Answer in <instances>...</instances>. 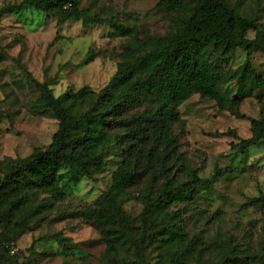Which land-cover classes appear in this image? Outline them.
I'll return each mask as SVG.
<instances>
[{"label":"rangeland","instance_id":"1","mask_svg":"<svg viewBox=\"0 0 264 264\" xmlns=\"http://www.w3.org/2000/svg\"><path fill=\"white\" fill-rule=\"evenodd\" d=\"M21 1L0 0V8ZM159 1L81 0L80 7L88 17L80 20L61 19L33 8L2 18L0 177L6 176L13 161L47 147L58 129L59 122L42 96V85L56 96L85 85L100 90L138 38L175 31L177 13L159 8ZM230 2L264 25V0ZM247 35L254 38L255 32ZM91 51L94 58L87 63ZM247 59L264 77L261 52L237 49L228 61H221V68L230 77ZM235 89V79L223 86L230 96ZM263 109L264 86L243 100L235 111L239 115L199 94L180 106L175 131L187 166L178 168L180 180L187 179L188 168L197 169L202 178H210L216 167L230 169L213 186L196 188L192 203L171 204L180 214L187 238L199 236L183 264H209L225 252L234 257L235 264H264V206L252 203L264 193V142L246 151L232 146L252 136L251 120L260 118ZM120 162L119 152L112 151L103 171L66 184L65 197L37 185L26 186L24 209L18 215L28 224L24 233L14 239L18 233H5L0 224V242L10 249L3 264H124L108 252L106 243L98 241L101 232L82 216L108 190ZM138 195L131 189L123 200L136 226L144 209ZM145 257L149 264L168 260L163 241L148 246Z\"/></svg>","mask_w":264,"mask_h":264},{"label":"trees","instance_id":"2","mask_svg":"<svg viewBox=\"0 0 264 264\" xmlns=\"http://www.w3.org/2000/svg\"><path fill=\"white\" fill-rule=\"evenodd\" d=\"M80 3L22 0L2 6L0 22L5 15L25 8L61 19L87 18ZM157 6L177 13L175 31L138 38L102 89L85 85L56 96L47 85L40 87L59 126L47 147L13 161L6 176L0 177V224L5 233H18L14 239L28 227L18 218L24 209L26 186L37 185L65 197L66 184L103 171L107 157L115 151L121 162L110 187L82 211L83 218L101 232L98 241L106 243L108 252L124 264H149L145 251L159 240L168 260L155 264H183L194 249L199 236L187 238L180 214L171 204L192 203L196 188L213 186L230 169L216 167L210 178H202L197 169L188 168L187 179L180 180L177 170L187 166L175 131L179 108L199 94L235 112L246 97L264 86V77L250 59L230 77L221 68V61H228L237 49L264 54V25L240 13L230 0H160ZM249 31L255 32L254 38L248 37ZM93 58L91 51L86 62ZM231 79L236 87L233 96L223 91ZM262 112L260 118L251 120L252 136L232 143L233 147L246 151L264 142ZM131 189L139 192L144 203L137 226L123 207ZM252 203L264 206V193ZM9 251L0 242V264ZM198 258H202L200 253ZM231 258L225 252L209 264H235Z\"/></svg>","mask_w":264,"mask_h":264}]
</instances>
